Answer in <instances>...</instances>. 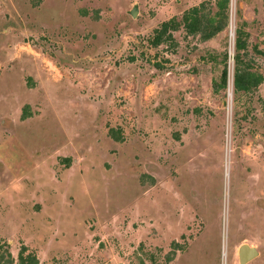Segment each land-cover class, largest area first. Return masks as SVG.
I'll return each instance as SVG.
<instances>
[{
	"label": "rangeland",
	"instance_id": "obj_1",
	"mask_svg": "<svg viewBox=\"0 0 264 264\" xmlns=\"http://www.w3.org/2000/svg\"><path fill=\"white\" fill-rule=\"evenodd\" d=\"M202 2L216 11L0 0V264L21 246L37 264H238L241 244L264 264V0H229L207 41L180 27L151 47ZM238 28L262 82L233 95Z\"/></svg>",
	"mask_w": 264,
	"mask_h": 264
},
{
	"label": "trees",
	"instance_id": "obj_2",
	"mask_svg": "<svg viewBox=\"0 0 264 264\" xmlns=\"http://www.w3.org/2000/svg\"><path fill=\"white\" fill-rule=\"evenodd\" d=\"M216 11L211 13L210 8H206L208 2H202L197 6L191 7L182 13L180 21L169 19L162 22L159 27L153 31V36L150 40L151 47H156L161 43L171 42V33L177 31L180 27L183 28L187 35H198L202 41H207L221 32L226 25V10L229 0H213ZM210 5V4H209ZM206 11V12H205ZM233 44L234 55L232 57V94L237 95L247 94L255 91L261 84L262 78L260 75L251 71V65L244 60L246 53V40L243 36L244 32L241 29H236ZM227 75L225 67L219 75V84L212 82V91L216 93L219 89L226 87ZM26 107L22 110L21 117H27ZM109 137L114 141H120L119 135H114L112 129H108ZM68 162V160H65ZM67 166V163H66ZM26 248L21 246L18 250L15 263L12 257L7 254L6 261L3 264H37L35 256L26 252ZM0 256V260H1Z\"/></svg>",
	"mask_w": 264,
	"mask_h": 264
},
{
	"label": "water",
	"instance_id": "obj_3",
	"mask_svg": "<svg viewBox=\"0 0 264 264\" xmlns=\"http://www.w3.org/2000/svg\"><path fill=\"white\" fill-rule=\"evenodd\" d=\"M135 8L129 12L131 17L135 16ZM237 262L238 264H246L258 256V252L254 247H251L247 244H241L238 246L236 251Z\"/></svg>",
	"mask_w": 264,
	"mask_h": 264
}]
</instances>
